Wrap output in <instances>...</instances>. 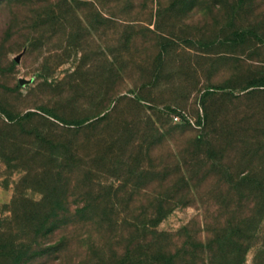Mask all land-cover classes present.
I'll list each match as a JSON object with an SVG mask.
<instances>
[{"label": "rangeland", "instance_id": "374dc122", "mask_svg": "<svg viewBox=\"0 0 264 264\" xmlns=\"http://www.w3.org/2000/svg\"><path fill=\"white\" fill-rule=\"evenodd\" d=\"M253 81L264 82V0H0V221L33 237L31 215L73 220L61 253L35 264L117 262L132 233L100 220L142 219L173 197L179 149L195 183L223 186L224 225L259 202L244 264H264V86ZM160 126L169 138L154 136ZM230 187L252 189V205L236 208L247 201ZM200 213L176 207L157 230L200 235Z\"/></svg>", "mask_w": 264, "mask_h": 264}, {"label": "trees", "instance_id": "16d2710c", "mask_svg": "<svg viewBox=\"0 0 264 264\" xmlns=\"http://www.w3.org/2000/svg\"><path fill=\"white\" fill-rule=\"evenodd\" d=\"M250 32L248 29L235 30L233 38L236 40L245 37ZM259 85L264 86V82L257 84V81H253L250 86ZM7 118L13 121V118ZM62 122L69 124L65 121ZM199 123L201 124V121ZM154 136L161 140L170 137L166 129L161 130V126L155 127ZM210 140L212 141L211 146L207 150L212 152L219 145V139L214 137ZM175 152L176 161L172 166L178 185L173 190V197L161 195V199L148 205L152 208L151 212L146 213L142 219L100 220L108 222V226L119 223L122 228L120 231L132 233L123 257L112 264H244L247 252L255 245L256 241L255 235L258 227L252 226L253 220L250 214L254 215L255 211L258 212L259 202L252 206V209L249 208L251 212H246L239 221L235 222L234 217H231L224 225L220 219L223 186L204 187L195 183L193 171L191 172L193 166L181 155V150L177 149ZM64 159L62 158V161ZM213 167L216 166L213 165ZM229 190L232 198L236 195L234 192L244 193L247 202L243 205L241 203L236 208L243 209L250 206L254 194L252 189L230 187ZM186 205H195L201 210L200 235L198 231L193 232L191 229L177 232L157 230L159 223L169 213L176 207ZM8 220V218H4L0 221V264L46 262L50 260L54 252L63 250L65 244L70 240L69 234L65 232L73 224V220L67 215L55 216V218L31 215L26 221L34 227L35 235L33 237L30 234L29 236H13V228L8 227L7 223L5 225V221ZM91 221L94 220L89 219L82 223L88 226ZM57 232L62 233L58 243L53 245L39 243V238L42 236L55 235L58 234ZM38 244L40 245L38 246ZM259 257L257 258L256 255L254 264H259ZM100 262L101 264H110L109 258H103Z\"/></svg>", "mask_w": 264, "mask_h": 264}, {"label": "water", "instance_id": "95a60500", "mask_svg": "<svg viewBox=\"0 0 264 264\" xmlns=\"http://www.w3.org/2000/svg\"><path fill=\"white\" fill-rule=\"evenodd\" d=\"M21 56H22L21 54L18 55V56L16 57V60L19 61L20 58H21ZM29 82H30V80H26V79H23V78L20 79V83H21L22 85H24V84H26V83H29Z\"/></svg>", "mask_w": 264, "mask_h": 264}, {"label": "built area", "instance_id": "2783aa9c", "mask_svg": "<svg viewBox=\"0 0 264 264\" xmlns=\"http://www.w3.org/2000/svg\"><path fill=\"white\" fill-rule=\"evenodd\" d=\"M176 119H178V117H176Z\"/></svg>", "mask_w": 264, "mask_h": 264}]
</instances>
